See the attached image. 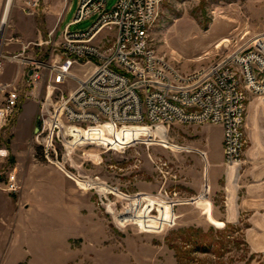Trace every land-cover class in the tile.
<instances>
[{
    "label": "rangeland",
    "instance_id": "obj_1",
    "mask_svg": "<svg viewBox=\"0 0 264 264\" xmlns=\"http://www.w3.org/2000/svg\"><path fill=\"white\" fill-rule=\"evenodd\" d=\"M117 1L108 0L107 8ZM6 2L2 0V15ZM77 8L78 0H13L0 37V54L8 57L2 59L0 82H13L22 97L18 119L0 129V146L9 152L0 191L10 194L2 188L12 171L20 190L10 195H20L24 184L29 189L47 183L63 191L29 201L37 208L22 232L27 239L32 236L33 246L21 264H264V251H254L250 244L258 242L245 237L251 212L241 211L235 222L226 218V201L235 208L237 197L247 194L241 177L246 164L232 171L223 162L213 166L222 161L219 125L144 123L108 133L100 126L69 127L62 130L64 138L55 131L56 153L44 157L34 141L43 105L52 111L77 80L48 89L50 73L41 69L35 103L27 85L28 62L58 61L62 31ZM93 22L86 19L70 30H86ZM262 31L264 0H163L149 42L159 57L186 73L219 61ZM105 33L114 32L98 38L109 46L114 37L103 39ZM224 38L230 42L218 47ZM92 67L75 65L73 72L83 79ZM244 138V151L252 140H264V100L251 93ZM14 142L21 162L28 165L29 154L35 156L27 180L16 168ZM230 178L234 182L226 187ZM45 203L51 207L48 216Z\"/></svg>",
    "mask_w": 264,
    "mask_h": 264
},
{
    "label": "built area",
    "instance_id": "obj_2",
    "mask_svg": "<svg viewBox=\"0 0 264 264\" xmlns=\"http://www.w3.org/2000/svg\"><path fill=\"white\" fill-rule=\"evenodd\" d=\"M162 1L118 0L109 10L108 0H78L76 15L61 34L58 61L28 62L29 87L39 84L41 69L50 73L48 89L69 78L77 80L52 111L43 105L34 141L42 146L46 159L56 153V130L63 136L62 130L69 127L100 126L108 133L144 123L155 127L180 123L219 125L223 164L242 163L247 93L264 100V31L219 61L181 73L159 57L149 42ZM91 18L94 22L88 29L70 30ZM105 31L114 32L103 37H114L109 46L98 39ZM5 58L0 54V71ZM86 63L93 64L92 70L77 78L74 66ZM21 99L13 82H0V129L18 115ZM8 156V149L0 146V174ZM2 189L19 192L15 171L7 175Z\"/></svg>",
    "mask_w": 264,
    "mask_h": 264
},
{
    "label": "crops",
    "instance_id": "obj_3",
    "mask_svg": "<svg viewBox=\"0 0 264 264\" xmlns=\"http://www.w3.org/2000/svg\"><path fill=\"white\" fill-rule=\"evenodd\" d=\"M2 16V0H0V20ZM74 75L77 78L82 79L75 73ZM36 88L37 86L32 89V100L30 101L35 102L33 98L37 97L35 94ZM74 88L75 85H69L68 92L72 91ZM47 95H49V92ZM21 110L22 109L20 108L17 119ZM34 116L35 113L33 118ZM258 145L260 146L258 147ZM12 146L14 154L16 156L19 155V144L14 142ZM256 146L257 150L254 152L253 148ZM29 155L28 165L21 162L22 158L17 156L18 162L16 163V168L20 170L25 180H27L33 172V162L31 161L35 156L34 154ZM221 163L222 161L213 163V166L217 167L221 165ZM242 163L243 165L246 164L241 177H245V181L243 182L245 184L247 194L242 197H237L235 201V208L231 206V202H229V200L226 201V218L228 221L235 222L238 221L241 211H250L251 215L248 220L249 227L245 230L246 240L249 243L258 242L255 243L256 245L250 243L254 251H264V243H261L264 242V140H259L257 142H254L253 140L251 141V145H249L244 151ZM226 167L229 171L236 170L238 168L237 166ZM233 182L234 180L231 178L226 180V187ZM26 187L27 186L24 184V188H22L20 195L17 196L0 191L4 199V202L0 204V264H21V262H26L28 260L26 259L24 261V256L29 255L27 253V249L28 247L33 246L32 236L27 239L26 235L22 232V228L25 226L24 224L33 221V210H36L37 208L36 206L33 207L29 201H33L34 204V199L42 193L47 194L53 191L55 193L63 192L60 188L52 187L47 183L46 185L40 187H34L33 185L29 187V189ZM46 196H48V194ZM45 199L47 200L48 197ZM44 205L45 210L43 211V214L48 216L49 211L47 209H50L51 207L49 208L46 203ZM233 214H235L236 220L230 219Z\"/></svg>",
    "mask_w": 264,
    "mask_h": 264
},
{
    "label": "bare ground",
    "instance_id": "obj_4",
    "mask_svg": "<svg viewBox=\"0 0 264 264\" xmlns=\"http://www.w3.org/2000/svg\"><path fill=\"white\" fill-rule=\"evenodd\" d=\"M12 2L13 0H7L6 5H5V9H4V14H3V19L1 21V28H0V37L2 34V30L4 29V25L8 20V16L12 7ZM230 42L229 39L224 38L217 46L220 47L221 45H227Z\"/></svg>",
    "mask_w": 264,
    "mask_h": 264
},
{
    "label": "water",
    "instance_id": "obj_5",
    "mask_svg": "<svg viewBox=\"0 0 264 264\" xmlns=\"http://www.w3.org/2000/svg\"><path fill=\"white\" fill-rule=\"evenodd\" d=\"M37 131H38V127L36 126V127H35V132H37Z\"/></svg>",
    "mask_w": 264,
    "mask_h": 264
}]
</instances>
